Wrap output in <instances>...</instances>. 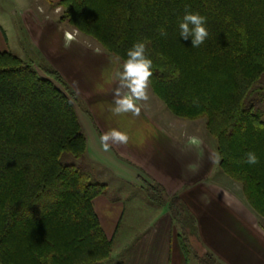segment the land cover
Masks as SVG:
<instances>
[{
    "label": "trees",
    "instance_id": "16d2710c",
    "mask_svg": "<svg viewBox=\"0 0 264 264\" xmlns=\"http://www.w3.org/2000/svg\"><path fill=\"white\" fill-rule=\"evenodd\" d=\"M53 7L121 62L134 42H149L154 94L178 117L205 119L219 168L264 219V0H59ZM186 11L206 17L209 35L199 47L179 35ZM74 98L56 68L0 49V264L111 262L114 241L94 204L107 184L67 162L88 150ZM249 151L257 164L245 162ZM145 188L168 206L185 263L220 264L192 245L180 196L156 182Z\"/></svg>",
    "mask_w": 264,
    "mask_h": 264
},
{
    "label": "crops",
    "instance_id": "0c3cea01",
    "mask_svg": "<svg viewBox=\"0 0 264 264\" xmlns=\"http://www.w3.org/2000/svg\"><path fill=\"white\" fill-rule=\"evenodd\" d=\"M7 1L0 0V49L54 68L55 58L75 56L76 50L79 57L89 58L91 50L86 48L87 42L83 43L75 29L58 19L60 7H53L58 0H10V4ZM93 55L100 59L106 54L97 46ZM141 103V113L149 119L146 105ZM87 120L91 136L82 120L87 140L90 137L99 142L105 131L101 127L97 131ZM154 121L148 125L141 145L135 143L132 126H121L129 141L126 145H113L114 150L108 156L125 170L117 178L143 191L147 183L156 182L170 197L179 195L188 209L189 225L193 224L196 233H191L190 241L199 254H209L220 264H264V219L232 191L233 180L218 163L211 162L213 154L205 141L195 134L188 138L185 125L167 123L165 127ZM177 125L182 127L181 133H172L171 128ZM193 138L198 147L191 144ZM100 152L99 149L94 152L99 161L103 159ZM94 204L107 236L114 241L110 264H186L178 228L168 206L145 208L139 219L144 217L146 224L137 229L140 221L128 220L127 229L121 232L126 202H110L102 194L95 198Z\"/></svg>",
    "mask_w": 264,
    "mask_h": 264
},
{
    "label": "rangeland",
    "instance_id": "374dc122",
    "mask_svg": "<svg viewBox=\"0 0 264 264\" xmlns=\"http://www.w3.org/2000/svg\"><path fill=\"white\" fill-rule=\"evenodd\" d=\"M7 3L10 4V0H8ZM61 16L62 9L60 7L58 8L57 16L59 20L61 19ZM67 25L70 26L71 29H75V32L80 36V40L83 43L87 42L89 44L88 45L86 43V48L90 47L91 50L89 58L79 57L77 50L75 56L73 55L74 57L69 56L64 58H55V62L58 67H56L57 70L62 75L65 83H67L74 91V101L77 106L78 113L86 125L88 135V127H90V125L87 118L90 119L93 127H95L97 131L100 130V127L102 129L101 131L104 130L106 132L110 128H117L120 130L122 125L132 126L135 130L133 132L136 136L135 143L138 145H141V143H143L146 139V134L148 132L147 128L148 125L151 124V121L155 120L165 127L167 126V123H172V125L174 123H179L185 125L186 134L189 135L188 138L191 134H195L196 136L199 135L208 145L207 149L209 150V153H216L214 139L209 135L206 129L205 119L200 118L196 120H189L174 115L154 94L150 83L148 87L149 99L144 103L146 105V113L151 121L148 119L147 115H144L143 113H140L138 117L132 116L131 113L121 116L113 115L110 111L113 106L112 91L116 86L117 72L121 70L122 62L115 56L104 51L102 47L99 46L98 42L89 36H86L68 23ZM97 46L100 51L106 54L105 57L101 55V58L99 59L93 55ZM26 61L33 63L31 60ZM72 61L75 65L71 64ZM34 65L39 68L44 64L36 61L34 62ZM171 129L172 133L179 134L181 133L182 127L177 125L175 129ZM150 132L151 130H149V134ZM202 139L201 141H203ZM88 145L89 147L84 158L75 159L68 155L67 162L80 167H85V169L91 170L99 176V179L107 184L104 195L107 196L110 202L116 203L121 200L126 202L127 211L121 232L127 229L125 226L128 220L136 222L140 221V226L137 228L140 229V227L146 224L144 222L146 219L144 217H142V219L139 218L142 216V212L145 208L157 205L154 199L151 198L150 193L146 191V188L143 191L137 186L124 181L122 182L121 179L117 178L118 173H122V175H124L125 170H123L120 166L118 168L117 165L113 163L110 158H108L111 154L109 151L104 152L97 140L94 141L89 137ZM98 149L101 151L100 155L103 158L101 161L105 160L103 162L99 161L98 157L94 155V152L97 153ZM111 150H114V148L111 147ZM233 181L231 182L232 191L237 195H240V199L247 204L243 196L241 185L238 182ZM249 208L252 209L250 206ZM134 214L136 216L135 218ZM137 229L133 230L135 231ZM190 231L192 235L196 234L193 224L190 227ZM117 240L118 238H116L115 242H117ZM192 264H196V262L193 261Z\"/></svg>",
    "mask_w": 264,
    "mask_h": 264
},
{
    "label": "clouds",
    "instance_id": "9594fccd",
    "mask_svg": "<svg viewBox=\"0 0 264 264\" xmlns=\"http://www.w3.org/2000/svg\"><path fill=\"white\" fill-rule=\"evenodd\" d=\"M178 28L179 35L185 40L191 37L192 47H199L209 35L206 17L191 11L185 12L178 23ZM160 31L161 35H167L163 28ZM148 43V41L134 42L126 52V59L122 62L121 70L117 72L116 86L112 91L113 106L110 111L115 116L131 113L132 116L138 117L141 113V102L149 99L148 87L150 78L153 76V62L148 55ZM257 62H260L259 58ZM178 75V70L171 73L173 78ZM128 141V134L117 128H110L99 137V143L104 152L110 151L113 145H126ZM191 144L199 146L195 138L191 140ZM245 156V162L249 165L259 162L253 151L247 152ZM221 159L222 156L219 153L210 155L212 163H219Z\"/></svg>",
    "mask_w": 264,
    "mask_h": 264
},
{
    "label": "snow or ice",
    "instance_id": "6c2138e0",
    "mask_svg": "<svg viewBox=\"0 0 264 264\" xmlns=\"http://www.w3.org/2000/svg\"><path fill=\"white\" fill-rule=\"evenodd\" d=\"M69 38H71V37H69Z\"/></svg>",
    "mask_w": 264,
    "mask_h": 264
}]
</instances>
